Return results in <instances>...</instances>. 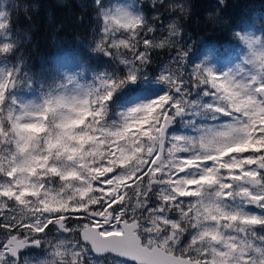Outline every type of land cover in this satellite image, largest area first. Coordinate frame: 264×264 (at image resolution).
<instances>
[{"label": "snow or ice", "instance_id": "1", "mask_svg": "<svg viewBox=\"0 0 264 264\" xmlns=\"http://www.w3.org/2000/svg\"><path fill=\"white\" fill-rule=\"evenodd\" d=\"M95 5L92 51L117 69L89 80L62 60L43 81L11 60L19 40L0 3V264H264L259 19L233 33L242 49L223 71L210 50L188 69L178 48L150 77L152 53L178 46V21L158 28L134 3ZM149 79L162 94L113 108Z\"/></svg>", "mask_w": 264, "mask_h": 264}, {"label": "trees", "instance_id": "2", "mask_svg": "<svg viewBox=\"0 0 264 264\" xmlns=\"http://www.w3.org/2000/svg\"><path fill=\"white\" fill-rule=\"evenodd\" d=\"M255 2L261 3L264 0H224L222 20H226L234 32L248 24L253 27L254 23L250 22L259 17L257 12H264V8H255ZM10 3L17 5L15 9L10 6V10L13 35L19 40L11 60L15 62L17 58L21 59L37 80L51 81L62 60H67L69 67L78 64V71L89 80L96 73L117 69L108 59H103L99 53L92 51L101 24L95 0H11ZM205 4V10L210 9L204 12L205 17L208 13H215L214 0ZM199 6L204 7L200 0H190L188 11L194 16L188 12L172 11L167 4L163 6V11L171 17L181 18V27L189 35L195 34L202 44L211 40L222 42L228 38L229 34L223 36L221 27H212L213 18L209 17L205 21L195 16ZM146 8L149 10H145V14L151 18V6ZM195 17L199 21H194ZM256 29L260 30L261 26L257 25ZM159 59L157 56L153 57L155 62L151 68L154 70L160 64ZM119 102L122 101H117V109Z\"/></svg>", "mask_w": 264, "mask_h": 264}, {"label": "rangeland", "instance_id": "3", "mask_svg": "<svg viewBox=\"0 0 264 264\" xmlns=\"http://www.w3.org/2000/svg\"><path fill=\"white\" fill-rule=\"evenodd\" d=\"M9 1V6H11L12 3L11 0ZM201 4L204 6L202 8V6L198 7V11L197 14L195 13L196 17H199L201 19H204L205 21H207L210 18L214 19V22L212 25L213 28H220L221 27V32L223 34L224 37H226L229 34L228 38H225V40H223L222 42H218L215 40H211V42H205L204 44H202L201 42H198L197 37L195 34H188L186 32V30H184L181 27V23L182 20L179 17H171L167 14L164 13L163 11V6L164 5H176V4H182L184 6V8L186 9L184 12H188L189 15H193L191 12L188 11V6L190 3V0H164L163 5H158L157 8H153L151 5V0H103V3L106 7H112V6H116V5H120V4H128V3H134L137 5V7L142 8V10L145 13V10L148 11L149 9H147L146 7H148L149 5L151 6V9L153 11L152 14L153 15H159L160 17V21L162 23H157V27H163L165 25H167L170 21L172 20H177L179 27L181 28V35L180 37H178V46L177 47H173L171 49L165 48L163 50H156L152 53V63L155 62L153 60V57H159V66L154 70L153 68H151V65L148 67L147 71L149 73L150 77H155L159 71L161 70L162 66H164L165 64L169 63L170 61L173 60V58L176 56V52L178 50V48H182L184 50H186L188 52V57L185 61L186 66L188 69H190L191 67L195 66L196 64H199L201 61L204 60L205 56L209 55V50L211 51L212 54V59H210L209 61V66H215L216 69L218 71H223L225 69V61L229 60L233 54L239 50L242 49V45L240 44V42L234 37L233 33L234 31L232 30L231 26L227 25V21L226 20H222V15L223 12L221 14V9L222 7H224L225 3H223V5L220 4L219 0H214L215 4H214V9L213 12L215 13H208L207 17L204 16V12L207 10L209 11L210 9H206V2L209 0H200ZM3 0H0V3H2ZM147 5V6H146ZM255 8L257 9H262L264 8V2L261 3H254ZM168 11V10H166ZM179 13V10H176ZM257 15L259 16L258 18L256 17V19L254 21H256L257 19H259L260 21V25H264V12H257ZM261 16V17H260ZM196 17L194 18V21H199V19H196ZM254 21L250 22V24L254 23ZM226 25V26H225ZM258 25V26H260ZM249 24L246 27H243L239 30H248ZM102 29V21L99 27V31L97 32L95 41L97 39H99V33ZM257 30V29H256ZM236 31V30H235ZM260 32H264V26H261L260 30H257V33L259 34ZM161 33L158 31L157 35L159 36ZM166 35V32L164 33ZM216 51H214V49ZM101 55L100 57L103 59H108L110 62H112V65H114L116 68V64L114 61H112L109 57L104 56L103 54H99ZM213 60H215V64H213ZM120 69L123 71V66H120ZM164 91V87L163 85L160 84H156L153 80L149 79L147 81H143L137 84H130L126 89H124V91L122 93L119 94V96L117 97L115 103L113 104L114 109H117V101H122V110L123 111L125 108L130 107L134 104H136L137 102L140 101H144L147 102L153 98H155L158 94H162ZM24 95L28 96V94L24 93ZM129 101V102H128ZM121 103H118V107L121 105ZM119 110V109H118ZM36 254V253H34Z\"/></svg>", "mask_w": 264, "mask_h": 264}, {"label": "clouds", "instance_id": "4", "mask_svg": "<svg viewBox=\"0 0 264 264\" xmlns=\"http://www.w3.org/2000/svg\"><path fill=\"white\" fill-rule=\"evenodd\" d=\"M120 5H123V4H120ZM240 30H236V32H239Z\"/></svg>", "mask_w": 264, "mask_h": 264}]
</instances>
